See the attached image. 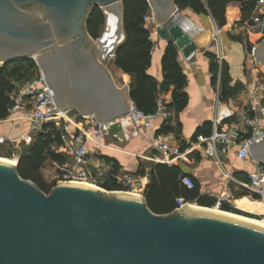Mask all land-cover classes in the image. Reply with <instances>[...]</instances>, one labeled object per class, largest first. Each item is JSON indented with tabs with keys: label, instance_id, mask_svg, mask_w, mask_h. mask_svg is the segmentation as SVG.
<instances>
[{
	"label": "water",
	"instance_id": "1",
	"mask_svg": "<svg viewBox=\"0 0 264 264\" xmlns=\"http://www.w3.org/2000/svg\"><path fill=\"white\" fill-rule=\"evenodd\" d=\"M147 1L154 34L182 47L186 36L172 17L174 1ZM95 7L106 18L108 11L119 16L121 37L112 49L105 34L94 39L87 31ZM123 40L122 0H0V64L34 60L61 111L75 108L110 122L107 134L119 137L132 101L106 65ZM84 46L89 63L68 71L62 55L78 59ZM50 54H56L54 65L42 60ZM253 54L264 60V39ZM248 149L264 166V137ZM17 161H0V264H264V230L184 207L157 214L144 197L115 193L121 190L58 182L45 193L18 174Z\"/></svg>",
	"mask_w": 264,
	"mask_h": 264
},
{
	"label": "built area",
	"instance_id": "2",
	"mask_svg": "<svg viewBox=\"0 0 264 264\" xmlns=\"http://www.w3.org/2000/svg\"><path fill=\"white\" fill-rule=\"evenodd\" d=\"M178 8L172 14L173 18L179 20L181 15ZM210 17V16H209ZM152 20L150 13L143 16L146 24ZM211 41L213 42V54L217 63V82L212 98V113L209 120V135H198L196 139L184 148L170 144L162 134L155 133L147 138L150 148L155 151V159L158 163L174 164L184 161L186 157L199 149L207 157H212L213 162L220 170L225 186L232 182L237 188L245 192L249 197L264 204V166L254 162L249 151V145L264 137V60H256L253 54V46L245 49V62L251 76L247 79L244 88L241 90V109L238 112L232 110L221 97L220 72L225 55L222 47V30L210 17ZM242 29L245 35H257L264 38V0H257L252 8L248 20ZM149 39L152 42L151 37ZM114 56V54H113ZM35 62V61H34ZM35 75L16 83V90L10 96L12 105L8 109L5 121L21 119L27 122L28 132L21 135L20 139L29 143L32 137L38 132H48L52 128H61L60 143L52 145L51 149L57 153L65 154L69 158V167H63L62 178L58 182L69 183H91L93 178L88 170L90 155L88 144L92 143L99 149L103 138L107 134L110 122L96 120L92 116L74 113L72 109L57 107L52 100V91L45 83V77L35 62ZM83 119L82 128L71 131L73 116ZM235 116V117H234ZM170 110L163 96L156 98V105L153 111H143L130 103L128 111L123 118H128L137 131L139 127L148 128L157 118L168 119ZM234 117V119H233ZM123 123H124V119ZM75 125V124H74ZM12 142L11 138L0 135V147ZM234 153L241 163L250 162L253 169L243 171L247 175V181L237 178L228 169L224 160ZM18 154L11 153V157L18 159ZM97 167V166H96ZM68 168V170H66ZM117 183H120L126 192L141 193L140 181L128 173H119L113 176ZM181 183L188 188L194 187V181L188 175L182 176ZM202 194L212 196L208 188L201 184ZM229 201L226 192L216 197L214 206L220 207L221 202ZM186 203L182 198H176V209L183 207ZM264 217V213L262 214Z\"/></svg>",
	"mask_w": 264,
	"mask_h": 264
},
{
	"label": "crops",
	"instance_id": "3",
	"mask_svg": "<svg viewBox=\"0 0 264 264\" xmlns=\"http://www.w3.org/2000/svg\"><path fill=\"white\" fill-rule=\"evenodd\" d=\"M148 13L152 16V20L146 23L152 39V48L150 51V64L146 72L158 86L156 98L158 96L165 98L167 107L170 110V117L165 120L157 118L150 127H139L137 131L133 130V126L128 118H123L125 120L123 123V137H119L117 134H106L105 140L102 141L103 145L99 149L92 143L88 144V148L92 153L90 155L91 163L88 166V170L93 178L92 184L95 182L99 184L110 175L128 173L140 181L141 193L150 182L149 170L151 165L158 163L155 159V151L148 144L147 138L149 136L160 133L170 144L184 148L193 142L198 135H209L211 129L209 120L212 113V98L218 74L216 72L215 77L211 68L212 61L210 56L213 54V42L210 38L211 22L209 15L195 13L189 8L180 11L181 18L178 20V24L183 29L186 39L182 38V47H179L175 41L169 42L175 46L174 61L181 68L185 76L182 91L186 93L187 102L179 111H176L174 107L168 106L172 102V91L174 88L173 85L164 83L162 70V58L168 42L154 34L156 22L154 21L155 18L151 8ZM240 14L239 3H228L225 12L226 23L222 26L223 30H227L230 34L231 31L235 32L236 28L233 24L239 20ZM240 38L232 34L228 35L225 32L221 38L225 55L224 63L228 67L230 78L229 84L231 86H241L233 98L224 100L235 112L241 109V90L244 88L249 76H251L245 62V49L247 45L243 41L244 39ZM111 57L112 59L114 58L113 55ZM110 65L112 67L108 69L110 74L115 73V75H119L118 80L112 76L115 84L122 88L127 86L129 91L132 76L124 73L114 63ZM108 66L107 64L106 67L108 68ZM72 110L74 113H80L75 108ZM73 118V125H69L72 132L77 129L75 127L82 128L84 124L81 116L76 118L74 115ZM27 132L28 124L24 120L0 121V135L11 138L12 142L10 145L12 146L20 142V136L27 134ZM225 162L226 167L236 177L240 172L253 169V164L250 162L241 163L237 160L234 153H231ZM177 163L184 172L191 174L200 185H205L213 197L216 198L220 193L226 192L229 195V200L230 198H237L234 197V193L231 192L232 190L227 184L225 186L222 174L216 164L212 159L205 156L201 149L194 154L188 155L184 161ZM66 165V167L70 165L69 158ZM114 170L116 173H113ZM232 187L236 190L234 185ZM242 195H238V197ZM236 209L240 210L237 207ZM241 211L244 210L241 209Z\"/></svg>",
	"mask_w": 264,
	"mask_h": 264
},
{
	"label": "trees",
	"instance_id": "4",
	"mask_svg": "<svg viewBox=\"0 0 264 264\" xmlns=\"http://www.w3.org/2000/svg\"><path fill=\"white\" fill-rule=\"evenodd\" d=\"M177 8L182 11L191 9L195 13L209 15L218 26L226 23V6L230 2H237L244 18H248L257 0H173ZM123 3V29L124 40L114 51V65L124 73L132 76L129 97L139 109L149 112L156 105V92L158 86L153 78L147 74L146 69L150 64V51L152 42L149 39V29L143 21V16L150 11L147 0H122ZM104 22L102 10L95 7L89 15L87 30L94 39L99 37V27ZM176 49L168 42L162 58L164 83L174 86L172 102L168 105L176 111L181 110L187 102V96L182 87L185 76L181 68L174 61ZM211 68L216 77L218 71L214 54L211 56ZM35 62L32 59L14 60L5 62L0 66V120L7 116L12 105L9 98L10 92L15 89V84L35 75ZM228 67L223 62L220 81L221 97L223 100L233 98L241 86L229 84ZM61 128H52L48 132H38L33 140L19 152L17 172L26 180L32 181L40 190L48 193L58 180L62 178L63 167L68 157L51 149L52 145L60 143ZM12 150L5 152V157H11ZM0 155L1 151H0ZM48 166V167H47ZM113 173H116L115 170ZM52 175V176H51ZM188 175L194 181V187L188 188L181 183L182 176ZM239 179L247 181L245 172L237 174ZM50 177V179H48ZM150 182L143 189V197L148 208L157 214L173 212L176 198L186 202H194L202 206L212 207L216 198L202 194L199 182L189 173L184 172L178 163L171 165L154 163L149 170ZM106 190L125 189L115 178L110 175L98 184ZM222 210L245 215L227 201L221 202ZM252 217H256L252 215ZM257 218V217H256Z\"/></svg>",
	"mask_w": 264,
	"mask_h": 264
},
{
	"label": "bare ground",
	"instance_id": "5",
	"mask_svg": "<svg viewBox=\"0 0 264 264\" xmlns=\"http://www.w3.org/2000/svg\"><path fill=\"white\" fill-rule=\"evenodd\" d=\"M107 25H108V29L104 33L105 36H107V39L105 41V44H106L105 47L106 49H112L113 46L119 41L121 37L119 33V16L117 13L111 12V11L107 12ZM0 161L7 162L10 164H15L16 159L11 160V159L0 157ZM76 184H80V185L93 188V189L102 190V188L97 187L96 185H93L90 183H84V184L76 183ZM115 193L118 195H123V196H127L130 198H134L136 200H140L141 198V196H139L137 193H132V192L119 191ZM230 201L232 202L234 206H236L237 208H240V210L242 209L249 213H264L263 203L257 200H254L253 198L249 196H244L241 198H230ZM183 207L187 208L189 212L191 213L217 216V217L237 221V222L264 230V219H260L256 217H247V216H244L238 213L222 210L216 206L208 207V206H202V205L190 203V202H186L183 205Z\"/></svg>",
	"mask_w": 264,
	"mask_h": 264
},
{
	"label": "rangeland",
	"instance_id": "6",
	"mask_svg": "<svg viewBox=\"0 0 264 264\" xmlns=\"http://www.w3.org/2000/svg\"><path fill=\"white\" fill-rule=\"evenodd\" d=\"M102 10V9H101ZM102 12H103V10H102ZM103 14H104V12H103ZM106 17H105V15H104V22H103V24L99 27V38H101L102 36H103V34L107 31V29H108V25H107V22H106ZM247 20H248V18H244V16L242 15V13L240 14V17H239V20L238 21H236V22H234V24H233V26H235V28H236V31L234 32V31H231V34L233 35V36H237V37H241L242 39H244L243 41L244 42H246V45L248 46V47H250V46H253V47H255L256 45H258L263 39H261V41L259 42V37L257 36V35H250V36H248V35H245L244 34V32H243V26L245 25V23L247 22ZM219 28H221V30H222V36L224 35V32L225 33H227L228 35H231L230 33H228L227 32V30H223V28H222V26H218ZM230 32V31H229ZM233 32V33H232ZM240 38V39H241ZM114 52V50H112L111 51V54H114L113 53ZM110 58H112V57H110ZM111 64V63H110ZM110 64H108L109 66H108V69H111L112 67H111V65ZM2 64H0V66H1ZM110 67V68H109ZM111 76H113V77H116V80H118V76L119 75H115V73H112L111 74ZM117 84H120V83H117ZM121 87V86H120ZM15 90H16V84H15V89L12 91V92H10V94H9V98H10V96H11V94L13 93V92H15ZM11 99V98H10ZM0 121H4V122H6L5 121V118L4 119H1ZM32 140H33V137H32ZM31 140V141H32ZM105 140V137L103 138V141ZM31 141H29V143H25V141L23 142V140H20V142H18V143H16L14 146H12V145H2L1 147H0V151H1V154L2 155H0V157H2V158H7V159H11V160H14L15 158H12V157H5L4 156V154H5V152L7 151V150H9V149H11L12 150V152H14L16 155L18 154L19 155V152L21 151V150H23L27 145H29L30 143H31ZM195 153V152H194ZM193 153V154H194ZM191 155V154H190ZM208 158H210V159H212V157H208ZM213 160V159H212ZM224 164H225V166H227L226 165V162H225V160H224ZM48 167V166H47ZM66 170H68V168L66 169ZM52 176V175H51ZM48 179H50V177H48ZM92 184V183H91ZM93 185H96L97 187H100L99 185H98V183L97 182H95V183H93ZM232 185H234L232 182H228L227 183V186L232 190L231 192H233L234 194V197H237V198H241V197H243V195L245 196H248L245 192H243L241 189H239V188H237V186H235L234 185V187L236 188V190L232 187ZM231 186V187H230ZM101 188V187H100ZM121 191H128V190H126V188L125 189H123V190H121ZM235 191H237V192H235ZM130 192H132V191H130ZM132 193H137V192H132ZM241 194H243L242 196H240V197H238V195H241ZM190 203H194V202H190ZM228 203H230L232 206H234L233 204H232V202L229 200L228 201ZM235 207V206H234ZM236 208V207H235ZM239 210V209H238ZM263 210H264V207H263ZM244 213H245V215L244 216H247V217H252V215H255L257 218H260V219H264V217L262 216V214L263 213H249V212H247V211H243Z\"/></svg>",
	"mask_w": 264,
	"mask_h": 264
},
{
	"label": "flooded vegetation",
	"instance_id": "7",
	"mask_svg": "<svg viewBox=\"0 0 264 264\" xmlns=\"http://www.w3.org/2000/svg\"><path fill=\"white\" fill-rule=\"evenodd\" d=\"M22 7L27 9H32L30 7V3H23L21 4ZM88 31V30H87ZM89 48L87 46L83 47V51L81 53L80 58L76 59L72 52H66L62 55V60L66 66H68V71L75 72L76 67L86 66L89 63L90 55H89ZM42 60L46 65H54V62H57L56 54H50L49 56H43ZM70 69V70H69Z\"/></svg>",
	"mask_w": 264,
	"mask_h": 264
}]
</instances>
